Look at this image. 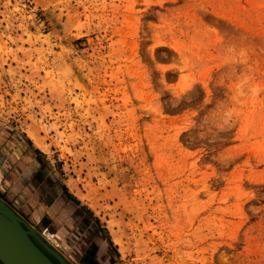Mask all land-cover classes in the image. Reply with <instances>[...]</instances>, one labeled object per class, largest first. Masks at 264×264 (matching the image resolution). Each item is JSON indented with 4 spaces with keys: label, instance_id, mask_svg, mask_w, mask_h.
<instances>
[{
    "label": "rangeland",
    "instance_id": "1",
    "mask_svg": "<svg viewBox=\"0 0 264 264\" xmlns=\"http://www.w3.org/2000/svg\"><path fill=\"white\" fill-rule=\"evenodd\" d=\"M28 135L115 264H264V0H0V136Z\"/></svg>",
    "mask_w": 264,
    "mask_h": 264
},
{
    "label": "flooded vegetation",
    "instance_id": "2",
    "mask_svg": "<svg viewBox=\"0 0 264 264\" xmlns=\"http://www.w3.org/2000/svg\"><path fill=\"white\" fill-rule=\"evenodd\" d=\"M16 148L9 137L0 136V178L6 188L13 191L9 197L2 195L0 199L13 212L28 221L36 219V214L30 211L32 207L41 210L46 229L42 231L39 224L38 227L35 225L34 231H56L62 236L66 255L53 250L66 264H115L116 253L112 245L103 238L100 227L88 211L68 199L64 186L53 179L50 169L35 153L24 149L21 154L24 159L20 160L17 158ZM29 188L34 189V198L27 196L26 191ZM55 200L61 206L53 209L51 201ZM18 205L24 206L28 214L19 210L17 212ZM39 206H44V209ZM45 254L57 264L51 256Z\"/></svg>",
    "mask_w": 264,
    "mask_h": 264
},
{
    "label": "water",
    "instance_id": "3",
    "mask_svg": "<svg viewBox=\"0 0 264 264\" xmlns=\"http://www.w3.org/2000/svg\"><path fill=\"white\" fill-rule=\"evenodd\" d=\"M66 264L19 215L0 200V264Z\"/></svg>",
    "mask_w": 264,
    "mask_h": 264
},
{
    "label": "crops",
    "instance_id": "4",
    "mask_svg": "<svg viewBox=\"0 0 264 264\" xmlns=\"http://www.w3.org/2000/svg\"><path fill=\"white\" fill-rule=\"evenodd\" d=\"M29 136V138L33 141V139H32V137H30V135H28ZM25 140H27V143L25 142L23 145H22V150L21 149H17V150H15V152L17 153V158H20V160H22V159H24V157L21 155L22 154V152L24 151V149H28V147H31L32 148V150L31 149H29L31 152H33V153H35L36 154V152H39L38 151V148H40V149H42L41 147H39L38 145H36V143L34 142V144L37 146H35L34 144H31V141L28 139V137H25ZM25 144H27V145H25ZM18 148V147H17ZM19 172H21V169L19 170ZM66 190V193H67V197H68V199L70 200V201H73V202H75V200H77L76 199V197L73 195V193L72 192H70L69 190H67V189H65ZM33 191H34V189L33 188H29V190L28 191H26L27 193V196H29V197H32V198H34V196H35V193H33ZM29 192V193H28ZM75 199V200H74ZM1 200V199H0ZM2 201V200H1ZM3 202V201H2ZM52 202V205H51V208H58L59 206H61V205H59L58 203V200H55V201H51ZM50 202V203H51ZM4 203V202H3ZM76 203V202H75ZM81 207L83 206V205H81V204H79ZM39 207H41V206H39ZM41 208H43L44 209V206L43 207H41Z\"/></svg>",
    "mask_w": 264,
    "mask_h": 264
},
{
    "label": "trees",
    "instance_id": "5",
    "mask_svg": "<svg viewBox=\"0 0 264 264\" xmlns=\"http://www.w3.org/2000/svg\"><path fill=\"white\" fill-rule=\"evenodd\" d=\"M75 200V199H74ZM75 202L77 203V200H75ZM78 204V203H77Z\"/></svg>",
    "mask_w": 264,
    "mask_h": 264
}]
</instances>
